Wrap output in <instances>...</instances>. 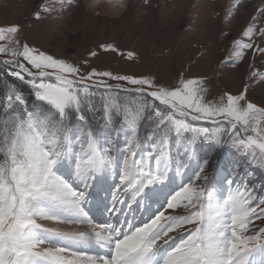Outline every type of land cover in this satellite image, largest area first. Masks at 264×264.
I'll return each instance as SVG.
<instances>
[{"label":"snow or ice","instance_id":"6c2138e0","mask_svg":"<svg viewBox=\"0 0 264 264\" xmlns=\"http://www.w3.org/2000/svg\"><path fill=\"white\" fill-rule=\"evenodd\" d=\"M66 2L71 6L74 0ZM113 2L118 4L119 0ZM143 2L147 4L148 0ZM241 3L242 0H235L229 11L234 15ZM52 11L48 6L40 9L44 14ZM260 16H264V8L243 30L242 39L249 42L235 41L233 67L245 49L253 48L255 21ZM42 18L40 14L33 17L37 21ZM21 32L19 26L0 27V41H4L6 34L15 38ZM259 35L264 37V27L259 28ZM15 43L12 49L0 47V54L13 58L0 61V72L29 85L34 99L50 105L54 111L39 115L25 112L19 121L4 122L0 118V264H264V197L257 195L264 191V185L257 188L248 181L241 183L239 165L225 169L223 178H209L205 174L206 165L197 163L194 169L185 165L194 178L189 177L178 190L170 187L165 192L159 174L145 167V162L157 153L158 162H163L164 151H170V135L191 133L194 141L203 137L217 144L226 135L225 143L248 157L250 164L264 169V107L248 99L251 81L264 82V73L252 71L250 82L239 94L226 93L219 104H212L205 103L200 94L201 90L206 91L202 80L182 79L173 90L148 78L96 70L82 74L71 63L19 40ZM101 48L103 52L134 59L131 52L121 53L112 46ZM257 51L264 54V47ZM97 55L93 51L89 59ZM21 59L35 72L20 63ZM52 73L54 82H49ZM106 81H122L132 87L123 88L119 83L112 85ZM93 88L106 93L136 92L163 107L157 108L155 103L126 107L118 99L102 96L105 104L101 129L94 131L84 127L86 110H94ZM27 103L21 93L9 91L6 98H0V111L11 112L16 105L26 108ZM73 116L79 125H71ZM118 117L128 132L121 152L123 159H105V149L108 157L115 155L111 130ZM180 118L220 125L221 138L217 139V131L192 127ZM141 127L147 133L142 141ZM73 139L80 141L79 152L69 147ZM184 154L191 159L195 146ZM111 170L117 172L119 180L117 185L110 186V200L104 207L109 218L116 217L120 223L125 206L132 212L136 210L134 205L148 214L150 204L161 199L166 201V208L149 215L142 226L129 224L128 232L107 221L93 223L84 206L95 199L93 192L98 185L107 184ZM199 181L208 184L205 187ZM129 191L130 202L122 195ZM177 208H183L185 214L165 215ZM65 217H72V223L78 220L87 224V230L63 232L40 223L67 224L69 220ZM93 246L109 255L81 258L71 251V247Z\"/></svg>","mask_w":264,"mask_h":264},{"label":"rangeland","instance_id":"374dc122","mask_svg":"<svg viewBox=\"0 0 264 264\" xmlns=\"http://www.w3.org/2000/svg\"><path fill=\"white\" fill-rule=\"evenodd\" d=\"M234 2L235 0H148V3L144 4L143 0H124L123 4L110 5L105 2L94 4V0H74L69 6L66 0H0V27L19 26L22 29L15 38L6 34L4 41H0V47L15 48V40H19L22 44L27 43L53 58L79 67L82 74L96 70L112 75L148 78L173 90L179 86L182 79L202 80L206 91L201 90L200 94L204 102L219 104L226 93L239 94L250 82L252 71L264 73V54L257 51L258 48L264 47V37L259 35V28L264 27V16L258 17L255 21L257 34L254 37L253 48L245 49L239 63L235 67L232 66V62L236 60L233 51L235 41L242 39L243 30L253 23L252 17L257 15L259 9L264 8V0H242L233 15L229 9ZM42 6L51 7L53 11L50 14L41 13ZM36 14L42 15L43 18L40 21L33 19ZM236 14L237 18L233 20ZM9 40H12V43H9ZM242 42L249 41L242 39ZM102 45L115 47L121 53L131 52L134 59L127 60L117 53L103 52ZM93 51L98 55L89 59ZM6 59L13 58L0 54V61ZM19 62L25 63L26 67L32 70L22 59ZM54 75L55 73H52L48 77L49 82H54L52 79ZM106 82L112 85L119 83L123 88L132 87L122 81ZM251 84L248 99L257 106L264 107V82H256L253 79ZM26 88L33 93L29 85H26ZM91 90L96 92L92 113L98 112L99 109L103 111L105 101L102 96L118 99L126 107L143 103H155L157 108L163 107L158 102H152L150 97L140 96L136 92L115 90L106 93L103 89ZM53 111L50 105L32 98L26 108L16 105L11 112L7 109L0 111V118L4 122L19 121L25 112L39 115L42 112ZM92 116L84 127L94 131L100 130L102 114L97 120ZM121 119L120 117L115 119L114 128L111 130V137L115 141L113 148L115 155L108 157L105 149V159H123L121 152L128 132ZM180 119H185L192 127H206L210 131H217V139L221 138L220 125L203 120ZM79 124L80 122L73 116L71 125ZM101 134H104L102 130ZM146 134L145 128L140 129L139 140L142 141ZM76 135L79 137L80 133L77 132ZM168 139L170 151L167 149L164 151L163 162H158L159 153L145 162L146 168L150 167L154 174H159L164 185L162 191H169L170 187L178 190L181 184L188 182L189 177L194 178V173L188 171V168L194 169L197 163L201 166L206 165L205 174L209 178L213 176L223 178L225 169L239 165L242 173L241 183L248 181L257 188L264 185V169L259 165L250 164L248 157L225 143L226 135L220 144L206 141L203 137L194 141L191 133L179 137L170 135ZM193 145L195 154L189 159L184 153ZM69 147H74L75 151L79 152L81 149L79 139L71 140ZM185 172L188 175H185ZM118 180L117 172L111 170L107 184L102 187L98 185L93 194L99 192V196L103 195L110 200V186L117 185ZM198 184L206 187L208 181H199ZM225 188L227 189L226 185ZM122 195L126 201H131V191ZM257 195L264 197V191L258 192ZM134 208L136 210L129 214L140 211L138 206L134 205ZM150 208L151 213H156L158 209L163 211L166 208V201L161 199L157 203H151ZM125 210L129 211L126 206ZM184 214L183 208L165 212V215L173 216ZM65 218L69 223L56 224L52 221L40 223L57 231L87 230V224H81L78 220L72 223V217ZM89 218L91 219L90 216ZM72 252L81 258L86 256L84 252ZM65 256L72 258L67 253Z\"/></svg>","mask_w":264,"mask_h":264},{"label":"trees","instance_id":"16d2710c","mask_svg":"<svg viewBox=\"0 0 264 264\" xmlns=\"http://www.w3.org/2000/svg\"><path fill=\"white\" fill-rule=\"evenodd\" d=\"M9 91L19 92L23 94L24 99L27 100L28 102L27 106L29 105L30 100L34 98L32 91L26 88V84H24L19 80L13 79L12 77H7L4 73L0 72V98H6ZM98 112L92 113L86 110L85 113L87 116L86 122H90L89 117L92 116L93 114H95L96 116H92V118H96L97 120L99 115L102 114V109H99ZM94 120L95 119H93V121ZM140 129L142 130L143 128L141 127Z\"/></svg>","mask_w":264,"mask_h":264},{"label":"bare ground","instance_id":"6f19581e","mask_svg":"<svg viewBox=\"0 0 264 264\" xmlns=\"http://www.w3.org/2000/svg\"><path fill=\"white\" fill-rule=\"evenodd\" d=\"M237 18V14L235 15V17H233V20L234 19H236ZM223 33V32H222ZM144 216H145V214L144 213H142L141 215H140V219H142V218H144ZM130 229H127L126 230V232H128ZM53 243H56V244H60V242L59 241H53ZM77 249V250H84V251H87V252H97L98 250L99 251H102V253L104 252V251H106V250H104V249H101V248H98V247H95V246H93V247H87V248H84V247H71V249Z\"/></svg>","mask_w":264,"mask_h":264},{"label":"clouds","instance_id":"9594fccd","mask_svg":"<svg viewBox=\"0 0 264 264\" xmlns=\"http://www.w3.org/2000/svg\"><path fill=\"white\" fill-rule=\"evenodd\" d=\"M101 2H105V3H108L110 5H120V4H123L124 0H119L118 4L114 3L113 0H94V4H99Z\"/></svg>","mask_w":264,"mask_h":264}]
</instances>
